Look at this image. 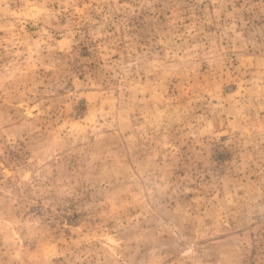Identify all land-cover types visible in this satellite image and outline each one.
<instances>
[{
    "label": "rangeland",
    "instance_id": "obj_1",
    "mask_svg": "<svg viewBox=\"0 0 264 264\" xmlns=\"http://www.w3.org/2000/svg\"><path fill=\"white\" fill-rule=\"evenodd\" d=\"M0 264H264V0H0Z\"/></svg>",
    "mask_w": 264,
    "mask_h": 264
}]
</instances>
